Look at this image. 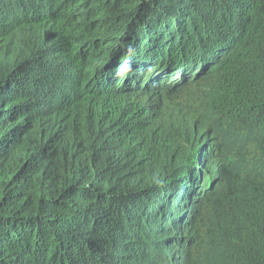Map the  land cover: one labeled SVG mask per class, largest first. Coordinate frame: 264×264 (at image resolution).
<instances>
[{"label": "trees", "instance_id": "trees-1", "mask_svg": "<svg viewBox=\"0 0 264 264\" xmlns=\"http://www.w3.org/2000/svg\"><path fill=\"white\" fill-rule=\"evenodd\" d=\"M141 1L0 0V264H198L220 218L264 264V0Z\"/></svg>", "mask_w": 264, "mask_h": 264}, {"label": "rangeland", "instance_id": "rangeland-1", "mask_svg": "<svg viewBox=\"0 0 264 264\" xmlns=\"http://www.w3.org/2000/svg\"><path fill=\"white\" fill-rule=\"evenodd\" d=\"M213 91V86L212 83L210 85H204L202 88V92H187L186 94H182L183 96H180L182 99H185L188 103V105L184 106L183 104L177 107H167L165 106V113L164 115L168 118L169 121L176 119L177 115L174 114L177 112L178 116L180 117H189L192 115L193 110L191 109V105H199L202 104L201 102H198L203 98L204 93L205 94H210ZM191 104V105H190ZM200 110L203 115L205 114V110ZM204 119V118H203ZM201 119L202 121H204ZM219 127L217 126L216 123L215 125L212 124L211 130L214 129L215 137H216V142L220 143L222 146V149L224 150V154L230 157L233 160V163L227 166V174L229 176V182L227 184L231 185H236V181L232 180L237 178L241 173H245L244 175H252L251 169H254L256 166L255 164H252V162L248 161V156L247 152L244 151L242 147V141L238 137H235L230 131L227 133H222L220 132ZM210 130V131H211ZM224 157V156H223ZM248 179V178H247ZM240 185V183H239ZM226 186V187H227ZM239 187H236L235 189H232L233 195L235 196L239 192ZM249 187V186H248ZM247 187V189H248ZM226 190H215V194L212 197L213 201H217L216 206H220L218 211L219 214H215L216 218H219V216L223 217V220L226 219L227 223L229 222V217H226V213L224 211V208L228 210L230 214H232L233 208H235L236 204H241V201L233 198L234 196H230L231 198H225V192ZM248 191V190H247ZM217 211V212H218ZM221 219V218H220ZM220 219L218 221V224H214V229L213 225H209L208 231L209 233L207 234V238L204 239V241H201L199 244V250H201L200 254V260L198 264H228L229 259L231 256L228 255L227 251L230 249L228 245H231L229 243L231 240L226 238L227 236H230L229 231L227 228H224L223 225L220 223ZM215 221V220H214ZM213 223V222H212ZM228 231V232H227ZM214 233V235L212 234Z\"/></svg>", "mask_w": 264, "mask_h": 264}, {"label": "water", "instance_id": "water-1", "mask_svg": "<svg viewBox=\"0 0 264 264\" xmlns=\"http://www.w3.org/2000/svg\"><path fill=\"white\" fill-rule=\"evenodd\" d=\"M152 2V0H142L141 5L139 7V13L136 15L135 19L132 23L127 25V29L131 32L133 29L136 28L137 23L141 21L143 16L146 14L147 7Z\"/></svg>", "mask_w": 264, "mask_h": 264}, {"label": "clouds", "instance_id": "clouds-1", "mask_svg": "<svg viewBox=\"0 0 264 264\" xmlns=\"http://www.w3.org/2000/svg\"><path fill=\"white\" fill-rule=\"evenodd\" d=\"M124 70L126 71L127 69L125 68Z\"/></svg>", "mask_w": 264, "mask_h": 264}]
</instances>
